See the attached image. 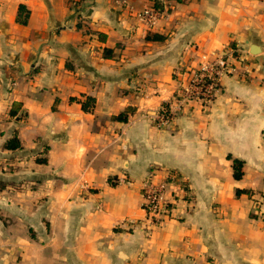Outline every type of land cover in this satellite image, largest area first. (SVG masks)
Returning a JSON list of instances; mask_svg holds the SVG:
<instances>
[{
  "label": "crops",
  "instance_id": "obj_1",
  "mask_svg": "<svg viewBox=\"0 0 264 264\" xmlns=\"http://www.w3.org/2000/svg\"><path fill=\"white\" fill-rule=\"evenodd\" d=\"M230 44L215 97L155 127ZM263 129L264 0H0V264H264ZM172 175L176 203L149 224L142 183Z\"/></svg>",
  "mask_w": 264,
  "mask_h": 264
},
{
  "label": "built area",
  "instance_id": "obj_2",
  "mask_svg": "<svg viewBox=\"0 0 264 264\" xmlns=\"http://www.w3.org/2000/svg\"><path fill=\"white\" fill-rule=\"evenodd\" d=\"M164 12L156 11L153 7L145 8L138 13L139 19L147 26H152ZM241 60L240 52L236 47L227 46L223 51L214 54H202L198 65L189 68V77L186 84L178 90L173 98L172 106L162 107L152 116V123L157 128H167L180 107L190 100L207 103L219 90V80L225 73L232 71L233 62ZM264 134V129H263ZM172 184L178 188L180 184L176 176L169 177ZM169 178H166L169 179ZM176 179V180H175ZM156 181L150 176L142 183L143 210L149 224L156 225L169 215V209L175 199L167 196L168 183Z\"/></svg>",
  "mask_w": 264,
  "mask_h": 264
},
{
  "label": "trees",
  "instance_id": "obj_3",
  "mask_svg": "<svg viewBox=\"0 0 264 264\" xmlns=\"http://www.w3.org/2000/svg\"><path fill=\"white\" fill-rule=\"evenodd\" d=\"M176 1H180V0H176ZM21 9H22V6L19 7V15H20V12H21ZM154 9L156 11H159V12H162L163 10V6L161 3L159 2H155L154 3ZM28 16V12L25 11V19L27 18ZM19 23H25L24 20H19ZM146 39H151V40H156V41H161L163 38L161 36H158V35H155V34H152V33H149L147 34L146 36ZM229 46L231 47H235L234 45L230 44ZM111 50H108V49H105L104 50V56L105 58H110L111 57ZM75 100V99H74ZM81 105V109L85 112H89L93 109V106H94V99L91 98V97H85L83 101H78ZM19 108V104H13V108L10 110L9 114L12 116V115H15V109L16 108ZM132 113V109L131 108H127L125 109V111H123L122 113L118 114L117 116H114L112 119L113 120H118V121H122V122H125L127 120V117L129 114ZM21 146L19 144V141L18 139L16 138V136L12 137L11 139H9L6 144H5V149L7 150H16V149H19ZM35 162L37 164H46L47 160L46 158L44 157H41V158H36L35 159ZM241 167H242V162L238 161V160H233L232 161V169H233V178L235 180H238L241 178V175H242V172H241ZM6 186L5 183H1L0 182V189L4 188ZM241 192H245L246 191H240V190H235V195H238L239 193Z\"/></svg>",
  "mask_w": 264,
  "mask_h": 264
},
{
  "label": "rangeland",
  "instance_id": "obj_4",
  "mask_svg": "<svg viewBox=\"0 0 264 264\" xmlns=\"http://www.w3.org/2000/svg\"><path fill=\"white\" fill-rule=\"evenodd\" d=\"M154 125V124H153ZM155 126V125H154ZM156 127V126H155ZM167 178H169V177H167ZM170 179V178H169ZM166 180V179H165Z\"/></svg>",
  "mask_w": 264,
  "mask_h": 264
}]
</instances>
